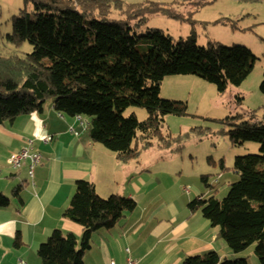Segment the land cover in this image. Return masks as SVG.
I'll list each match as a JSON object with an SVG mask.
<instances>
[{"label":"trees","instance_id":"trees-1","mask_svg":"<svg viewBox=\"0 0 264 264\" xmlns=\"http://www.w3.org/2000/svg\"><path fill=\"white\" fill-rule=\"evenodd\" d=\"M33 10L22 9L12 17V32L4 38L19 48L26 42L29 53L0 51V123L19 115L42 111L48 101L56 110L89 119L91 138L117 154L121 161L138 157L142 149L171 147L172 139L163 133L169 114L187 115L188 104L161 96L162 81L169 75H197L225 92L229 83L240 84L252 72L257 60L244 45L226 46L209 40L197 43L193 28L187 38L174 39L162 29L145 32L140 26L152 14L194 23L193 12L186 17L174 6L156 1L126 3L123 0H25ZM196 8L205 0L192 1ZM112 9L119 18L112 17ZM229 18L212 23L229 24ZM208 23H210L208 21ZM237 27L236 22H232ZM148 44L141 52L138 44ZM3 49L0 46V50ZM264 93V78L260 86ZM130 106L147 109L140 120L124 112ZM230 117L229 119H235ZM233 144L256 141L259 154L238 156L234 168L240 179L231 183L226 197L215 194L196 197L191 210L201 209L212 226L218 227L228 246L241 252L257 243L256 253L264 264V123L230 122ZM223 167L226 169L222 162ZM207 182V176L202 177ZM207 185L209 186L208 182ZM19 184L14 195L23 188ZM10 205V197L0 192V208ZM130 196L98 194L89 180H78L76 193L64 215L79 223V239L72 232L56 228L40 245L42 264H84L92 235L114 227L137 208ZM18 244V242L16 241ZM183 264H249L247 257L228 259L211 250L189 255Z\"/></svg>","mask_w":264,"mask_h":264},{"label":"crops","instance_id":"crops-1","mask_svg":"<svg viewBox=\"0 0 264 264\" xmlns=\"http://www.w3.org/2000/svg\"><path fill=\"white\" fill-rule=\"evenodd\" d=\"M242 14L227 18L240 21ZM212 39L223 42L218 37ZM204 83L208 81L197 75H169L162 81L160 94L167 99L191 101L187 92H194ZM48 136L52 139L46 142ZM28 139L34 140V149L42 155L33 180L28 163L14 168L8 162ZM110 151L91 138L88 118L59 112L52 100L42 111L0 123V192L10 197V205L0 208V264H42L40 245L56 228L81 238L82 226L64 215L76 193L77 181L93 182L98 194L106 198L119 194L121 183L124 185L128 179L127 166H121V162L132 163V158L121 161ZM138 179L132 181L134 188L130 187L129 195H125L136 199L137 208L114 227L93 233L84 264H127L129 257L137 264H183L187 256L211 250L221 257L234 255L219 228L212 226L201 209H190L189 203L196 197L205 198L200 187L194 186L187 194L180 191L179 199H166L151 196L149 180L143 175ZM19 184L24 187L16 196L14 189ZM142 198L149 201L144 204Z\"/></svg>","mask_w":264,"mask_h":264},{"label":"rangeland","instance_id":"rangeland-1","mask_svg":"<svg viewBox=\"0 0 264 264\" xmlns=\"http://www.w3.org/2000/svg\"><path fill=\"white\" fill-rule=\"evenodd\" d=\"M123 1L161 2L167 6H174L186 17L193 12L194 23L162 14L149 15L139 28L141 32L158 28L178 40L187 38L194 28L199 45H206L209 40H215L212 37H218L226 46L244 45L256 55L254 68L242 83H229L223 93L218 91L215 84L209 82L199 85L192 93L187 92L186 95L191 100L185 99L188 102V114L183 116L169 114L165 118L163 133L172 139L171 147H160L159 140L155 139V146L142 149L138 157L132 158V163L121 162V166H127L128 177L118 190L121 195H129L130 187H133L132 181L139 180L138 177L143 175L149 180L148 189L151 196L179 199L180 191L187 194L195 186L201 188L206 198L215 194L217 198L223 199L229 193L231 183L240 179L234 168L236 158L260 153L259 142L233 144L228 131L234 127L230 124L233 121L264 123V93L260 88L264 78V0H205L206 4L199 8L192 3L194 0ZM25 8L31 11L33 5L26 4L25 0H0V28L3 34L12 32V17ZM238 13H243L242 19L232 21L237 22L238 27H233L231 21L229 26L208 23L219 18L233 17L231 15ZM111 15L115 18L120 16L117 9H112ZM0 46L3 48L0 50L2 53L4 51L24 54L33 49L28 42L17 48L4 38L0 39ZM137 46L141 52L149 49L148 44L140 43ZM165 86H168L167 83ZM186 87L190 88L191 84H186ZM132 113L140 120L148 117V111L143 107L130 106L124 115ZM236 116L239 117L229 119ZM132 171L134 176L131 177ZM204 175L207 176L209 186L202 179ZM194 193L197 196L195 191ZM143 199L141 201L144 204L149 201ZM224 242L226 243L225 239ZM256 245L257 243L251 244L241 252H235L228 259L247 257L250 264H262L256 253Z\"/></svg>","mask_w":264,"mask_h":264},{"label":"built area","instance_id":"built-area-1","mask_svg":"<svg viewBox=\"0 0 264 264\" xmlns=\"http://www.w3.org/2000/svg\"><path fill=\"white\" fill-rule=\"evenodd\" d=\"M52 137L48 136L45 138L46 142L51 141ZM9 164L14 168H21L24 164L28 163V174L29 177L33 180L35 174V167L42 162V155L40 152L34 149V140L28 139L27 145L22 148L19 152L13 154L9 160ZM127 251H130L127 248ZM111 264H117L115 261H112ZM127 264H137V262L129 257Z\"/></svg>","mask_w":264,"mask_h":264}]
</instances>
